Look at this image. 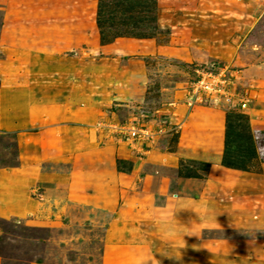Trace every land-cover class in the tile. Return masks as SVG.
Wrapping results in <instances>:
<instances>
[{
    "label": "rangeland",
    "instance_id": "374dc122",
    "mask_svg": "<svg viewBox=\"0 0 264 264\" xmlns=\"http://www.w3.org/2000/svg\"><path fill=\"white\" fill-rule=\"evenodd\" d=\"M159 1L161 8L202 2ZM214 1L215 10L210 13L215 46L210 44L209 58L198 63L157 56L143 58L151 77L142 107H128L127 102L124 106L111 105L95 121L73 131L78 143L81 136L86 142L89 202L73 205L71 213L51 228L0 218L1 264H264V157L260 153L264 147V119L260 118L264 117V0ZM251 2L255 5L245 4ZM97 4L98 0H0V85L7 81L21 88L24 114L35 104V90L43 89L47 94L50 87L57 95L81 88L96 92L125 76L127 60L135 55L122 57L102 51L95 15ZM181 18L178 19L182 22L189 17ZM194 26L184 28L182 43L187 44L192 38ZM173 30L162 28L154 38L165 45ZM183 50L187 55L199 53L193 43L184 45ZM212 63L234 71L237 78L233 91L248 90L251 101L239 111L210 98L200 104L225 105L229 111L241 113L254 109L253 115H245L254 127H259L254 130L259 157L241 177H218L214 181L210 190L220 201L219 206L214 217L205 220L209 225L199 228L202 233L198 238L184 235L194 230L191 225L187 230L181 229L175 219L151 215L143 204L133 200L132 193H144L143 188L134 186V180L140 181L141 175H155L148 183L153 191L163 183L156 172L161 164L143 163L141 175L136 174L134 167L152 144L167 134L149 143V149L142 154L136 146L131 148L121 141L111 125L126 122L140 111H144L147 123L168 118L161 108L172 101L175 87L186 93L196 76L195 70ZM107 73L109 77L105 79ZM37 131L0 129V166L21 163L20 141ZM177 137V130H171L167 150L174 149ZM125 148L137 151L136 156L129 157ZM79 152L77 146L71 152V161L45 162L43 168L70 173L74 154ZM95 152L100 153L98 157L92 155ZM30 155H35V165L43 156L36 144L35 149L27 148L24 161L31 162ZM210 173L208 163L192 160H183L178 169L170 171L173 186H186L188 179L198 184H187V194L199 193ZM45 187L41 184L33 195L40 197ZM176 190L174 186L172 191ZM157 203L161 205L162 200L158 198ZM230 207L233 210L229 213ZM114 225L120 234L111 240L108 234ZM193 245L200 249H193Z\"/></svg>",
    "mask_w": 264,
    "mask_h": 264
},
{
    "label": "crops",
    "instance_id": "0c3cea01",
    "mask_svg": "<svg viewBox=\"0 0 264 264\" xmlns=\"http://www.w3.org/2000/svg\"><path fill=\"white\" fill-rule=\"evenodd\" d=\"M201 1L194 6L175 4V6L166 5L164 8H161L162 4L160 5L159 1L160 28L174 29L169 42L165 45L157 43L155 38L126 37L118 38L113 43L102 44L98 30L100 47L104 53L122 57L135 55L134 58L127 60L124 78L119 76L117 81L107 83L102 90L95 92L81 88L73 89L62 95H57L56 90L50 87H48L47 94L43 89L35 90V104H31L32 110L24 114L22 109L25 103L23 94L20 92L21 88L13 87V84L7 81L0 85V129L18 131L36 128L38 130L37 133L31 134L25 140L22 138L20 141L23 155L21 163L16 166H0V218L51 228L58 226L61 223L60 220L71 213L73 205L84 206L89 202L88 184L85 180V162L88 160L86 142L81 134L79 143L76 141L73 134L74 129H81L86 124L95 121L111 105L124 106L123 104L127 102L128 107H142L151 77L143 58L157 56L158 58L181 59L189 63H198L209 58L210 44L213 48L215 46V36L212 35L214 22L211 17L213 13H210L211 10H215V1ZM245 4L255 5L253 2ZM262 4L264 5V2ZM179 17L189 18L181 22ZM193 26L195 27L194 34L187 44L193 43L199 49V53L187 55L183 50V46L187 44L182 43L180 35L185 30L184 28ZM117 74L119 75V72ZM108 77L107 73L105 79ZM172 96V101L165 104L161 110L167 113L168 119L177 130L178 137L174 149L167 150L170 142L169 134H167L163 139L161 137L155 141L147 154L145 153V157L134 167L137 170L136 174L141 175L140 170L145 165L143 163L161 164L162 166L156 172L161 175L163 183L153 191L148 183L151 177L155 178V175H141L140 181L134 180V186L143 188L144 193L134 192L132 195L134 201L143 204L145 212L175 219L177 226L181 229L187 230L191 225L192 229L199 232L201 226L209 225V221L205 220L212 219L216 207L219 206L220 201L216 200L210 190L214 181L218 177L221 180H232L241 177L246 171L228 168L222 164L227 130L226 115L229 112L227 106L196 104L189 107L186 103L185 91L177 86ZM27 103L29 104V101ZM252 111L254 109L242 113L250 116L253 115ZM261 111L264 110L261 109ZM260 118L264 119L263 116ZM249 124L254 138V130L259 127H254L251 119H249ZM35 144L43 154L42 158L37 161V165L34 161L35 155L29 156L31 162L24 161L27 148L35 149ZM77 146L80 152L78 155L74 154L73 163L75 164L70 173L43 168L45 162L71 161L73 157L71 152ZM125 149L129 157L136 156L137 151ZM99 154L98 152L92 153L97 157ZM183 160L201 161L211 166V173L199 193L187 194V184L198 185L192 179L186 181V186L174 185L177 190L172 191L174 186L170 171L178 169ZM41 184H46L45 190L40 197H36L33 191ZM172 193H175L176 197H173ZM158 198L162 200L161 205L157 203ZM232 210L230 207L229 213ZM117 228L114 225L111 233L109 232L111 240L119 237L120 232Z\"/></svg>",
    "mask_w": 264,
    "mask_h": 264
},
{
    "label": "trees",
    "instance_id": "16d2710c",
    "mask_svg": "<svg viewBox=\"0 0 264 264\" xmlns=\"http://www.w3.org/2000/svg\"><path fill=\"white\" fill-rule=\"evenodd\" d=\"M97 27L102 44L118 38H154L160 31L159 0H98ZM225 150V167L247 171L259 157L249 119L241 112L229 111ZM177 139L175 140V142Z\"/></svg>",
    "mask_w": 264,
    "mask_h": 264
},
{
    "label": "built area",
    "instance_id": "2783aa9c",
    "mask_svg": "<svg viewBox=\"0 0 264 264\" xmlns=\"http://www.w3.org/2000/svg\"><path fill=\"white\" fill-rule=\"evenodd\" d=\"M199 67L195 70L196 76L186 90V103L189 107L204 103L209 98L220 104H227L232 110L239 111L248 107L251 101L249 91H233L237 78L233 75L234 71L215 63ZM140 112L126 122L113 123L111 128L121 141L126 142L131 148L136 146V149L144 154L149 149V143L154 142L159 136L169 134L171 130H175V126L168 118L156 121L155 124L147 123L144 111ZM261 136L264 138V132ZM262 149L260 153L264 157V147Z\"/></svg>",
    "mask_w": 264,
    "mask_h": 264
},
{
    "label": "clouds",
    "instance_id": "9594fccd",
    "mask_svg": "<svg viewBox=\"0 0 264 264\" xmlns=\"http://www.w3.org/2000/svg\"><path fill=\"white\" fill-rule=\"evenodd\" d=\"M173 197H176V194L175 193H172L171 194ZM201 233L202 232H197L196 230H189V231H186L185 233H184V235H188V236H196V237H200L201 236ZM185 246H186V242H185ZM193 247V249H195V250H199L200 248L199 247H197L196 245H193L192 246Z\"/></svg>",
    "mask_w": 264,
    "mask_h": 264
}]
</instances>
